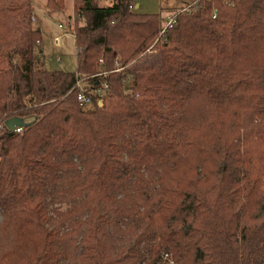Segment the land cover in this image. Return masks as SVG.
Instances as JSON below:
<instances>
[{
  "label": "trees",
  "instance_id": "16d2710c",
  "mask_svg": "<svg viewBox=\"0 0 264 264\" xmlns=\"http://www.w3.org/2000/svg\"><path fill=\"white\" fill-rule=\"evenodd\" d=\"M32 1L0 0V264H264V0H196L152 55L159 14L73 0L75 72L41 65Z\"/></svg>",
  "mask_w": 264,
  "mask_h": 264
},
{
  "label": "rangeland",
  "instance_id": "374dc122",
  "mask_svg": "<svg viewBox=\"0 0 264 264\" xmlns=\"http://www.w3.org/2000/svg\"><path fill=\"white\" fill-rule=\"evenodd\" d=\"M46 2L47 0H36L35 3L34 0L32 1L34 6L31 16L34 20L31 19V21L35 28H40L42 36V40L35 47L40 57V63L44 69L49 71L75 72L77 49L74 36L65 30H60L57 26L58 23H67L72 25L73 29L76 15L73 11V0H64V9L55 12L48 11ZM111 2V0H100L98 3L108 5ZM194 2L196 0H134L133 10L138 13L159 14L161 17L160 28L162 20L168 14H173L185 7H190L192 12H197L198 8L193 7ZM43 4H45L46 10L43 8ZM135 4H138V7ZM56 37H60L58 44L55 43ZM148 48L149 46L146 50ZM15 61L20 62L19 57H16Z\"/></svg>",
  "mask_w": 264,
  "mask_h": 264
},
{
  "label": "built area",
  "instance_id": "2783aa9c",
  "mask_svg": "<svg viewBox=\"0 0 264 264\" xmlns=\"http://www.w3.org/2000/svg\"><path fill=\"white\" fill-rule=\"evenodd\" d=\"M192 12L190 7H185L180 9L179 11L168 14L163 20L162 25L159 28L157 36L154 42L149 46L145 53L154 54L157 53L156 43L164 40L168 31L176 24L177 13L179 12ZM34 20L33 16L31 17ZM58 28L60 30H65V32H69L74 35L72 25H68L67 23H58ZM60 37L55 38V43L58 44ZM99 64H103V60H99ZM125 66L120 62V55L115 54L114 56V67L110 72H123ZM108 74V71H99L95 74L91 75H82L80 73L75 74V82L72 88L68 91L71 93L72 91H76V98L79 105L83 108H91L94 106L101 107L104 104V101L110 94V85L106 79H103ZM5 125V124H4ZM12 132L21 133L22 127H16Z\"/></svg>",
  "mask_w": 264,
  "mask_h": 264
},
{
  "label": "water",
  "instance_id": "95a60500",
  "mask_svg": "<svg viewBox=\"0 0 264 264\" xmlns=\"http://www.w3.org/2000/svg\"><path fill=\"white\" fill-rule=\"evenodd\" d=\"M4 124L9 131H13L18 126L23 127L29 125L28 122H25L23 118L18 116L5 120Z\"/></svg>",
  "mask_w": 264,
  "mask_h": 264
},
{
  "label": "crops",
  "instance_id": "0c3cea01",
  "mask_svg": "<svg viewBox=\"0 0 264 264\" xmlns=\"http://www.w3.org/2000/svg\"><path fill=\"white\" fill-rule=\"evenodd\" d=\"M35 2H36V0H34V3H35ZM34 3H33V4H34ZM33 6H34V5H33ZM135 6L138 7V4H135ZM43 8L46 10V8H45V4H43ZM48 14H49V13H48ZM39 30H40V28H39ZM40 31H41V30H40Z\"/></svg>",
  "mask_w": 264,
  "mask_h": 264
}]
</instances>
